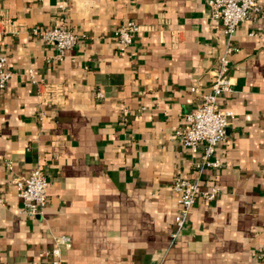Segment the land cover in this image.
I'll use <instances>...</instances> for the list:
<instances>
[{"label": "crops", "instance_id": "1", "mask_svg": "<svg viewBox=\"0 0 264 264\" xmlns=\"http://www.w3.org/2000/svg\"><path fill=\"white\" fill-rule=\"evenodd\" d=\"M207 2L71 0L61 15L56 0H0L11 73L0 91V264H50L60 235L71 238L61 264H264V0L233 37L222 166L197 168L201 153L176 134L225 46ZM62 17L78 42L58 61L34 31ZM129 20L139 32L121 59L113 31ZM35 168L47 200L29 215L13 183ZM176 176L219 191L194 202L173 239Z\"/></svg>", "mask_w": 264, "mask_h": 264}, {"label": "built area", "instance_id": "2", "mask_svg": "<svg viewBox=\"0 0 264 264\" xmlns=\"http://www.w3.org/2000/svg\"><path fill=\"white\" fill-rule=\"evenodd\" d=\"M56 1L58 11L61 15H64L71 0ZM257 1L208 0L207 2L210 18L218 22L222 28L225 46L218 59V70L214 75V82L210 90L205 94H200L196 88L191 89V92L199 93L201 102L194 110L186 114V127L176 132L183 146L191 153H201V159L196 164L199 169L206 167L217 170L222 166L220 158L216 156V149L226 138L228 119L233 117V112L220 108L219 97L231 92L230 58L238 51V48L233 43V37L238 26L242 22L249 20L252 14L257 12ZM59 22L61 25L58 27L34 32L44 43L55 47L57 51L56 59L61 61L63 53L77 45L78 38L73 31L63 26V17L60 18ZM138 32L139 26L132 20L126 21L113 31L119 58L126 59L131 57V47ZM10 78L11 73L7 69V59L0 52V91L6 87ZM96 97L101 99L103 95L97 93ZM124 111L126 114L127 111ZM6 165L9 169L12 168L10 161H7ZM13 185L16 195L21 200L23 213L35 215L42 212L47 200L48 187V180L42 169L35 168L31 170L26 176L15 179ZM171 190L175 195L177 205L174 216L175 230L172 234L174 239L187 221L194 202L198 198L206 201L214 200L219 189L217 186L200 189L198 180L176 176L171 182ZM0 203H2L1 196ZM70 247L71 238L69 236H56L54 238V246L45 250L44 254L50 258V264H61L62 248Z\"/></svg>", "mask_w": 264, "mask_h": 264}]
</instances>
